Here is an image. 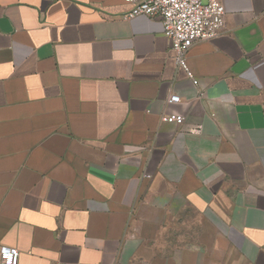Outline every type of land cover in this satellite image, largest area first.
Segmentation results:
<instances>
[{"label":"crops","instance_id":"obj_1","mask_svg":"<svg viewBox=\"0 0 264 264\" xmlns=\"http://www.w3.org/2000/svg\"><path fill=\"white\" fill-rule=\"evenodd\" d=\"M222 2L223 29L188 49L194 83L123 0H0V245L18 264H264V0Z\"/></svg>","mask_w":264,"mask_h":264},{"label":"built area","instance_id":"obj_2","mask_svg":"<svg viewBox=\"0 0 264 264\" xmlns=\"http://www.w3.org/2000/svg\"><path fill=\"white\" fill-rule=\"evenodd\" d=\"M130 5L126 17L137 15L158 16L163 34L167 37L176 65L183 68L187 76L193 74L187 63V52L196 41L210 40L216 37L225 23V7L222 0H123ZM203 95L202 92L199 93ZM180 97L169 93L166 103H176ZM161 121L180 125L184 116L178 113H166ZM200 127L193 131L199 132ZM18 249L10 245H0V264H18Z\"/></svg>","mask_w":264,"mask_h":264},{"label":"rangeland","instance_id":"obj_3","mask_svg":"<svg viewBox=\"0 0 264 264\" xmlns=\"http://www.w3.org/2000/svg\"><path fill=\"white\" fill-rule=\"evenodd\" d=\"M238 264H243V263L239 262Z\"/></svg>","mask_w":264,"mask_h":264}]
</instances>
